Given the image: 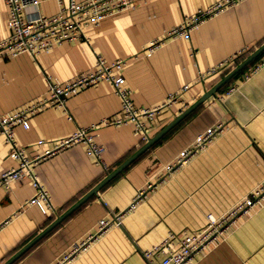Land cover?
Returning <instances> with one entry per match:
<instances>
[{
  "label": "crops",
  "instance_id": "obj_1",
  "mask_svg": "<svg viewBox=\"0 0 264 264\" xmlns=\"http://www.w3.org/2000/svg\"><path fill=\"white\" fill-rule=\"evenodd\" d=\"M218 1L133 0L132 7L83 27L87 41H63L33 56L24 52L0 56V113L45 95V76L58 82L72 78L100 54L105 60H125L121 74L135 106L152 107L168 92L187 86L176 92L171 105L145 122L152 136L264 40V0H243L198 22L184 35L167 34L185 17ZM57 9L55 0H38L42 15ZM5 20L0 0V39L7 34ZM151 40L161 44L146 55ZM118 107L110 83L96 81L67 96L64 110L47 104L35 111L27 128L13 127V137L32 157L76 126L115 114ZM216 122L223 125L221 131L180 165L167 169L197 134ZM94 133L93 139L103 146L104 167L95 164L81 144L34 163L53 210L43 214L33 204L22 207L33 194L27 179L0 185V264L144 142L127 124L99 126ZM7 151L0 135V172L16 164ZM158 179L145 198L127 209L137 188ZM263 179L264 57L252 60L202 100L9 264H54L94 229L98 218L116 212H123L118 225L90 239L61 264H145L141 249L167 232L174 244L183 232L202 229L206 214L224 226L207 249L194 256L193 264H264V203L254 204L250 216L231 213Z\"/></svg>",
  "mask_w": 264,
  "mask_h": 264
},
{
  "label": "built area",
  "instance_id": "obj_2",
  "mask_svg": "<svg viewBox=\"0 0 264 264\" xmlns=\"http://www.w3.org/2000/svg\"><path fill=\"white\" fill-rule=\"evenodd\" d=\"M241 1L243 0H220L205 10L185 17L182 22L168 29L167 34L172 37L184 35L198 22L206 20L211 15L221 12L225 7L234 6ZM55 2L58 7L57 11L50 15H42L37 10L38 0H3L7 34L0 39V56H14L22 52L33 56L63 41L79 39L87 41L83 27L86 25L96 26L102 18L112 16L122 9L133 6V0H67L66 3H63L62 0H55ZM160 44L158 40H151L145 54L149 55ZM124 65V59L105 60L100 54H95L93 64L72 78L58 82L45 76V95L36 101L10 112L0 113V135L8 145L7 156L16 161L15 166L0 172V185L7 187L11 181L27 179L33 189V194L24 200L22 207L26 204H33L43 214L54 209L47 190L38 181L33 170L35 162L61 148L81 144L84 153L90 156L95 164L104 167L105 164L101 157L103 146L93 139L94 130L97 127L127 124L143 142L149 137L145 122L157 114L162 107L171 105L176 100V92L187 87L183 84L176 91L168 92L163 100L152 107L135 106L131 101L130 88L124 84V78L121 74ZM256 68L255 66L254 69ZM100 80L110 83L119 102L117 112L103 116L96 122H91L85 126H76L68 134L52 140L48 148L32 157H27L23 147L18 146L13 138V127L19 124L23 128H27L29 116L47 104L62 107L64 110V100L67 96ZM231 89L232 87L226 93H229ZM67 118L70 116L67 115ZM222 128L223 125L216 122L197 134L193 142L176 156L173 164H169L167 169H173L180 165L194 150L204 147ZM159 180L156 182L147 181L143 186L137 188L127 209H131L137 202L145 198L146 194L156 187ZM258 202L264 203V179L237 201L231 213H244L250 216L253 212V205ZM122 213L116 212L98 218L94 229L84 239L72 244L69 252L63 254L59 259L60 262L57 261L54 264H61L68 255L83 249L90 239L108 228L118 225ZM206 219L207 223L202 229L189 234L183 232L176 238L174 244L169 241L172 236L171 233L167 232L157 242L141 249L140 255L145 264H193L194 256L205 251L209 243L219 236L221 228L224 226L223 224L220 228V222L211 214H206Z\"/></svg>",
  "mask_w": 264,
  "mask_h": 264
},
{
  "label": "water",
  "instance_id": "obj_3",
  "mask_svg": "<svg viewBox=\"0 0 264 264\" xmlns=\"http://www.w3.org/2000/svg\"><path fill=\"white\" fill-rule=\"evenodd\" d=\"M263 50H264V40L260 44H258L254 49H252L248 54H246L240 61H238L223 76H221L212 85H210L206 90H204L196 99H194L190 104H188L184 109H182L170 121H168L164 126H162L156 133L148 137L137 149H135L131 154H129L121 162H119L114 168L106 172L100 180H98L94 185H92L88 190H86L79 198H77L74 202H72L62 212L57 214L48 224H46V226H44L32 238H30L27 242H25L22 246H20L15 252H13L1 264H9L13 259H15L28 246H30L34 241H36L41 235H43L47 230H49L58 221H60L65 215H67L77 205H79L86 198L94 194L109 178L115 175L129 161H131L134 157H136L139 153H141L145 148H147L150 144H152L159 136H161L166 130H168L173 124H175L186 113H188L191 109H193L196 105H198L202 100L207 98L209 95H213L215 91L222 84H224L227 80H229L234 74H236L244 66H246L250 61H252L253 58H255Z\"/></svg>",
  "mask_w": 264,
  "mask_h": 264
},
{
  "label": "trees",
  "instance_id": "obj_4",
  "mask_svg": "<svg viewBox=\"0 0 264 264\" xmlns=\"http://www.w3.org/2000/svg\"><path fill=\"white\" fill-rule=\"evenodd\" d=\"M253 49H254V48H253ZM261 52H262V51H261ZM261 52H260V53H261ZM260 53H259V54H260ZM259 54H258V55H259ZM258 55H257V56H258ZM257 56H256V57H257ZM256 57H255V58H256ZM255 58H253V59H255ZM241 59H242V58H241ZM253 59H252V60H253ZM237 62H238V61H237ZM237 62H236V63H237ZM250 62H251V61H250ZM250 62H249V63H250ZM249 63H248L246 66H248ZM246 66H244V67H243L241 70H239L237 73H241V71H242ZM228 70H229V69L225 70V71H224V74H225ZM237 73H236V74H237ZM224 74H222V75H224ZM234 75H235V74H234ZM222 85H223V84H222ZM222 85H221V86H222ZM221 86H220V87H221ZM220 87H219V88H220Z\"/></svg>",
  "mask_w": 264,
  "mask_h": 264
},
{
  "label": "rangeland",
  "instance_id": "obj_5",
  "mask_svg": "<svg viewBox=\"0 0 264 264\" xmlns=\"http://www.w3.org/2000/svg\"><path fill=\"white\" fill-rule=\"evenodd\" d=\"M264 50L255 58V59H257V58H261V59H263V57H264ZM255 59H253V60H255ZM258 64V63H257ZM255 67V66H254ZM254 67L253 68H251V69H254ZM256 67H257V65H256ZM250 69V70H251ZM14 138V137H13ZM15 140V139H14ZM18 145V144H17ZM18 146H20V145H18Z\"/></svg>",
  "mask_w": 264,
  "mask_h": 264
}]
</instances>
